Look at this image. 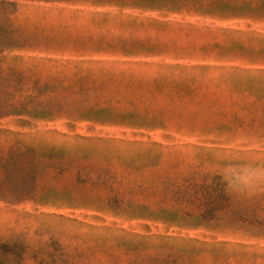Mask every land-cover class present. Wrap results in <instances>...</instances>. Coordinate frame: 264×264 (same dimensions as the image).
I'll return each mask as SVG.
<instances>
[{
    "label": "rangeland",
    "instance_id": "1",
    "mask_svg": "<svg viewBox=\"0 0 264 264\" xmlns=\"http://www.w3.org/2000/svg\"><path fill=\"white\" fill-rule=\"evenodd\" d=\"M0 2V264H264V0Z\"/></svg>",
    "mask_w": 264,
    "mask_h": 264
},
{
    "label": "trees",
    "instance_id": "2",
    "mask_svg": "<svg viewBox=\"0 0 264 264\" xmlns=\"http://www.w3.org/2000/svg\"><path fill=\"white\" fill-rule=\"evenodd\" d=\"M4 2H0V5H3ZM143 7H149V8H178V5H168L166 3H161L157 1H145L141 3ZM16 32L11 29V27L7 24L0 26V51H5L6 49H15V45L17 44V40L15 39ZM218 49L220 50V53L228 55L231 52L233 53H240V54H246L253 56V52H249L247 49L243 47H237L236 51H234V48H228L223 46H218ZM263 55V52H259L256 54V56ZM7 108L4 107V105H1L0 107V120L7 117L8 115L5 114ZM12 251L20 252L21 249L17 246H9V245H0V254H6L10 253Z\"/></svg>",
    "mask_w": 264,
    "mask_h": 264
}]
</instances>
